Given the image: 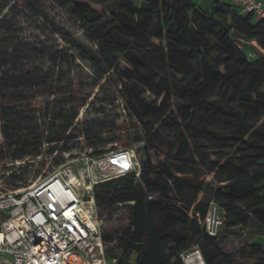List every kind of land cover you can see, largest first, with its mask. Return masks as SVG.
I'll use <instances>...</instances> for the list:
<instances>
[{
  "label": "trees",
  "instance_id": "trees-1",
  "mask_svg": "<svg viewBox=\"0 0 264 264\" xmlns=\"http://www.w3.org/2000/svg\"><path fill=\"white\" fill-rule=\"evenodd\" d=\"M24 1L39 9L34 0ZM55 1L69 7L83 22L89 38L97 42L102 57L118 76L121 95L140 121L146 141L139 176L128 173L93 186L95 203L106 225L117 222L114 216L119 205L129 209L130 225L121 235L115 237L118 232L114 234L105 226L102 229L104 244H116L106 249L108 258L117 256L118 264H184L180 254L198 246L206 264H241L246 259L253 261L246 264H264V244L260 242L244 243L230 252L221 246L227 232L239 226L254 224L264 233V57L250 62L234 39L257 43L264 51V19L244 14L223 0H209V8L194 0ZM76 2L96 9L77 7ZM235 15H243L249 28L235 22ZM44 18L55 33L71 41L47 14ZM23 23L16 16L0 19V124L11 157L18 160L37 154L43 143H61L60 149L69 151L72 146L64 144L78 137L74 131L79 125L84 126L86 139L95 140L91 147L113 141L102 135L114 132L115 123L107 124L102 116L77 120L80 108L85 105L87 110L93 105L99 91L90 100V95L76 99L73 83L65 80L68 49L58 43L54 32L25 33ZM213 53L224 58L225 72L216 68ZM126 54L151 73L146 84L137 70L122 68L120 59ZM149 55L164 63L166 70L154 69ZM206 66L209 81L203 77ZM173 84L191 102L183 118L164 105V96ZM37 89L64 96L59 108L55 101L50 108L47 103L44 124L37 123L41 118L30 110L29 94ZM200 114L227 122L222 129L204 125L198 130L216 145L215 156L206 153L189 158L152 144L157 137L151 129L152 117H167L180 134ZM46 124V130L41 131ZM199 167L215 171L217 183L222 184L199 179ZM3 180L17 189L22 175L12 172ZM183 188L215 195L225 215L216 237L208 235L204 226L207 203L173 200V189ZM228 198L241 204L229 205Z\"/></svg>",
  "mask_w": 264,
  "mask_h": 264
},
{
  "label": "rangeland",
  "instance_id": "rangeland-1",
  "mask_svg": "<svg viewBox=\"0 0 264 264\" xmlns=\"http://www.w3.org/2000/svg\"><path fill=\"white\" fill-rule=\"evenodd\" d=\"M38 4V10L33 9L30 3H26L24 0H0V19L5 15L8 18L16 16L24 22L23 27L25 33L33 31L37 34L54 32V37L58 43L64 45L69 51V64L67 66L68 72L65 80L72 82L74 85V91L76 99H82L87 95H90V99L98 92L94 104L87 110L86 106H82L79 110L77 120L83 121L86 117L102 116L107 124L115 123L116 130L111 133H104L102 136L106 140H113L108 143H102L97 146H90V143H94L93 139H86L82 133L84 126L79 125L74 131V136H78L64 144L66 147L72 148L69 151H62L60 148L62 144L54 145L49 143H43L37 154L26 156L22 159L15 160L12 156V151H9L7 144L3 139L0 124V195L8 190H15L8 187L7 183L3 180L12 172L22 175V181L19 182L23 189L37 179L44 178L62 165H71L75 171L83 172L85 181L82 183L80 190L83 195L93 193V190L89 189L90 174L94 169L91 163L87 160L91 158H101L106 154L115 153L121 150H128L134 153L136 161L140 165L141 155L146 147V141L144 140L140 121L131 113L125 98L122 97V86L119 82L118 76L115 70L104 60L102 57L97 42L93 41L87 35L83 22L75 16L71 9L67 6H62L55 0H34ZM203 8H209V0H194ZM75 6L85 8L88 10H95L96 7L86 3H74ZM44 14H47L50 20L54 21L58 26L62 27L68 34L71 41H65L61 34L55 33V29L51 26V23L44 18ZM235 22H239L244 27L249 28V24L244 21L243 15H235ZM37 26V27H35ZM34 33V34H35ZM235 39L236 44L247 56L250 62L260 60L264 57V51L257 43H247L241 39ZM156 44L160 42L153 39ZM151 64L154 69L166 70V65L160 60L149 55ZM121 66L123 69L133 71L137 70L142 74V83L146 84L147 80L151 78V73L146 71L145 67L134 57L126 54L125 57H121ZM212 60L218 70L225 72L224 58L218 53H213ZM171 72L174 70L171 69ZM178 76H180L178 74ZM204 79L210 80V71L206 66ZM147 95H151L150 91H146ZM62 94H51L46 89L33 90L29 94V104L31 113L40 117L37 123L42 122L44 124L43 115L46 114L48 102L50 107L52 103L56 108H59L62 99ZM162 99V97H161ZM226 95L223 96L222 102H225ZM75 104H78L75 102ZM73 104H70L72 106ZM164 105L174 112L178 117H185L186 109L191 107V102L184 96L182 89L173 84L171 92L164 96ZM86 110V111H85ZM99 111H104L105 114H101ZM49 118H46L48 122ZM226 121H220L218 119H209L205 115L200 114L194 118V120L183 128L182 132L178 134L173 122L163 115H156L152 117L151 129L152 132L157 134V137L153 139L152 144L170 150L171 152H180L182 155L189 158H199L206 153L215 156L216 145L212 140L204 138L198 133L204 125L214 127L216 129H222L226 126ZM171 124V127H170ZM47 124L40 127L41 131L46 130ZM55 146V147H54ZM54 147L52 154L48 153V150ZM236 147L231 148V153ZM201 175L199 179L206 182L217 183L215 179V171H208L202 167L197 170ZM192 176V175H190ZM173 200H180L183 203H187L190 200H194V205L202 202L208 204V211L211 203L216 200L215 195L204 196L203 193H197L187 188L173 189ZM229 205H240V200L228 198ZM130 204V203H129ZM228 205V206H229ZM125 206L119 205L117 207V222L113 224H105L106 230L113 232L117 236L121 235L130 225L129 209ZM98 215L100 216V212ZM223 214V221H224ZM101 217V216H100ZM1 219V218H0ZM224 223L222 225V228ZM250 242H260L264 244V233L258 231L254 224L247 226H239L233 231H229L226 237L221 240V246L224 251L230 252L237 248L239 245ZM105 249L114 248L115 242L104 244ZM195 247L192 246L189 251H194ZM116 255L119 254V249H114ZM199 261V260H197ZM248 259L243 260L241 264L250 263ZM200 264V261L198 262Z\"/></svg>",
  "mask_w": 264,
  "mask_h": 264
},
{
  "label": "built area",
  "instance_id": "built-area-1",
  "mask_svg": "<svg viewBox=\"0 0 264 264\" xmlns=\"http://www.w3.org/2000/svg\"><path fill=\"white\" fill-rule=\"evenodd\" d=\"M229 3L244 14L264 19V0ZM87 161L94 168L89 175L91 192L100 181L128 173L140 175V165L128 150ZM84 181L83 172L65 164L23 189L1 194L0 264H118L117 256L106 254L104 217L98 215L93 193L82 194ZM222 225V209L213 201L204 219L207 234L216 237ZM195 256L202 257L198 246L180 254L184 264H198Z\"/></svg>",
  "mask_w": 264,
  "mask_h": 264
},
{
  "label": "bare ground",
  "instance_id": "bare-ground-1",
  "mask_svg": "<svg viewBox=\"0 0 264 264\" xmlns=\"http://www.w3.org/2000/svg\"><path fill=\"white\" fill-rule=\"evenodd\" d=\"M196 260H199L200 261V264H206L203 257H198V256H195Z\"/></svg>",
  "mask_w": 264,
  "mask_h": 264
},
{
  "label": "crops",
  "instance_id": "crops-1",
  "mask_svg": "<svg viewBox=\"0 0 264 264\" xmlns=\"http://www.w3.org/2000/svg\"><path fill=\"white\" fill-rule=\"evenodd\" d=\"M223 1H225V2H232V0H223Z\"/></svg>",
  "mask_w": 264,
  "mask_h": 264
}]
</instances>
